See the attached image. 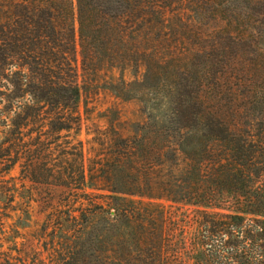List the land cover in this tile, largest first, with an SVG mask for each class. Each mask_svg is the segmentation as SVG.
Returning a JSON list of instances; mask_svg holds the SVG:
<instances>
[{
  "label": "trees",
  "instance_id": "1",
  "mask_svg": "<svg viewBox=\"0 0 264 264\" xmlns=\"http://www.w3.org/2000/svg\"><path fill=\"white\" fill-rule=\"evenodd\" d=\"M2 1L0 88L28 98L0 174L19 165L24 214L45 218L2 221L0 264H264V0ZM107 69L172 115L86 152L83 94Z\"/></svg>",
  "mask_w": 264,
  "mask_h": 264
},
{
  "label": "rangeland",
  "instance_id": "2",
  "mask_svg": "<svg viewBox=\"0 0 264 264\" xmlns=\"http://www.w3.org/2000/svg\"><path fill=\"white\" fill-rule=\"evenodd\" d=\"M4 2L0 0L1 6ZM80 59V58H79ZM16 70V69H14ZM21 70V68H19ZM28 70H24L27 73ZM122 71L118 69L106 70L105 73L98 78L99 86H90V93L83 94L81 102V111L84 118V124L81 131L80 139L85 143V150L90 149L91 141L96 134L102 131L111 132L118 131L123 136L136 135L138 131L148 125H163L167 124L172 115V104L170 101L158 95L153 91L138 92L130 87H125L122 84ZM125 79L130 82L132 73L127 71L124 74ZM83 79L80 77V81ZM0 88V109L3 110L4 116L0 117V142L4 139L2 125L5 116H9L8 123L11 125L15 119V115L10 110L14 109L17 102L26 104L27 95L24 92H19L10 83H6ZM133 88H136L132 84ZM26 89V86H23ZM16 94V95H15ZM23 96V98L16 96ZM0 174V228L2 221L6 223L5 230L8 233L12 229H18L22 232L24 227L30 229H39L44 222L45 214L40 213V208L33 203L34 212L32 214H24L26 202L30 199V193L27 190L30 184H27V189L22 187L23 181L21 176V167L17 165L6 177H1ZM14 178V180H11ZM6 179L9 182V189H5L2 180ZM10 190V191H8ZM7 206L5 209L4 206ZM16 209V210H12ZM32 215V216H31ZM8 217V218H7ZM31 226V227H29ZM0 237L2 233L0 231ZM9 245H5L4 250H7ZM41 249L45 256H48L46 249L41 245Z\"/></svg>",
  "mask_w": 264,
  "mask_h": 264
}]
</instances>
